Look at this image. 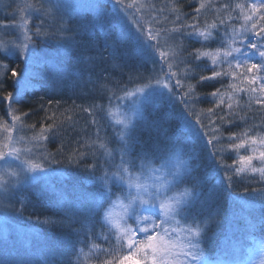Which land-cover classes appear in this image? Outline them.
Returning a JSON list of instances; mask_svg holds the SVG:
<instances>
[{
    "label": "snow or ice",
    "instance_id": "snow-or-ice-1",
    "mask_svg": "<svg viewBox=\"0 0 264 264\" xmlns=\"http://www.w3.org/2000/svg\"><path fill=\"white\" fill-rule=\"evenodd\" d=\"M105 8L106 5L99 0L74 4L65 3L64 0H41L38 4L25 3L17 9L19 23H0V32L14 37L0 39V98L7 103L11 120V123L0 121L4 136L0 140V210L5 216V245L8 233L13 230L8 225L6 211L12 205L5 201L11 200L16 191L15 186L43 181L47 188L42 195L50 203L55 199H63V193L58 192L52 181V175L57 170L51 167L61 161L47 151L45 144L50 136L59 132V122L48 117L53 119V123L42 124L37 129L35 124L25 122L28 113L16 105L34 86L33 77L38 74L35 68L51 66L58 73L62 72L60 65L63 58L72 53L79 43L76 39L78 31L98 29L106 37L109 36V21L102 14ZM113 9L111 24L119 30L120 40L134 41L144 62L151 63L152 68L146 74L139 69L130 74L129 84L132 87L127 84L120 87L117 84L115 89L109 90L111 95L108 96V103L115 104L116 108L109 115L121 126L118 132L119 164L114 162L115 156L107 143L101 140L99 128L95 141H84L82 147L89 151L77 147L65 156L69 164L79 166L89 155L95 158L98 150L95 145L98 144L99 149L103 150L112 163L105 160L110 171H105L103 176L97 178L99 197L92 194L81 195L77 200H64V217L60 220L47 219L44 223L71 227L79 222L81 227L76 232L87 239L94 237L92 229L103 211V219L116 235L120 249H126L127 252L120 254L92 243V249L110 257L101 264H210L205 259L200 241L206 235L208 225L218 222L219 212L209 213L202 222H198L196 216H192L189 221L187 213L198 206H208L213 196L205 195L204 179L194 174V165L200 157L188 151L187 142L203 140L211 146L210 155L214 161L220 157L217 162L224 170L223 175L229 187L235 175L251 173L264 181V132H257V126L251 125L242 131L230 132L225 137V126L235 124L237 119L245 120L234 108V105L239 106L236 94L247 93L249 108L255 103L264 109V0L235 4L226 2L218 8L214 0H193L192 14L182 10L181 0H167L160 8L149 0H113ZM212 9H215L214 19L209 23L208 13ZM85 12L97 14L91 28L87 24H81L78 28L69 26V20L74 15ZM232 13L236 14L235 17ZM146 14L152 16L150 21L145 20ZM33 15L39 18V24L34 26L30 24ZM233 18L243 21L239 29L227 24ZM229 26L232 27L231 33L227 31ZM221 27L225 28L227 47H224L221 39V48L206 50L214 38V32L218 34ZM192 39L198 41L201 47L190 50L185 42ZM48 41L58 43L64 57L50 59L46 52L37 47ZM110 55L115 58L114 54ZM10 58L22 59L24 68L17 71L10 67L4 62ZM200 64H204V68L197 71ZM205 70L211 74H204ZM83 71L87 69L81 71V78ZM9 74L15 78L16 85L25 79L28 87L23 91L17 87L14 92L7 91L4 81ZM224 77H231L232 83L223 91L217 88L208 93L213 106L198 114L195 108L199 103L197 87ZM165 100L172 105L179 103L183 106L186 132L182 138L178 130L173 139H167L165 132V145L161 147L155 144L149 151L135 133L141 123L145 129H163V122L150 121L143 109ZM97 107L93 104L82 108V111L93 117L91 123L94 125L98 124L94 111ZM189 117H194L195 122ZM25 128L33 131L31 137L25 139V136L18 135L13 138L14 130L21 132ZM138 146L140 150L137 152ZM249 146L251 153L239 156L236 162L239 167L224 162L222 153L228 150L238 153ZM58 152L65 155L63 145ZM185 156L191 160L185 159ZM254 160L258 163L254 164ZM155 162H158V167ZM90 170L94 175L96 164H92ZM142 176H147L152 182L142 181ZM189 183L191 187L185 186ZM117 184L121 187L117 188ZM114 196L121 209L119 214L105 210V205L111 204ZM259 198L264 199V189L259 190ZM250 227L264 239V208L261 210L259 227L256 224ZM24 235L27 240V234ZM28 243L31 244V241ZM50 251L45 244L35 252L17 253L15 257H10L5 247L0 264H53ZM59 255L62 264H91L90 254L85 253L83 248L79 253L74 248L66 249Z\"/></svg>",
    "mask_w": 264,
    "mask_h": 264
},
{
    "label": "trees",
    "instance_id": "trees-1",
    "mask_svg": "<svg viewBox=\"0 0 264 264\" xmlns=\"http://www.w3.org/2000/svg\"><path fill=\"white\" fill-rule=\"evenodd\" d=\"M166 2L167 0H158L155 4L160 8ZM226 2L235 4L236 0H214L217 8L220 4ZM181 3L182 10L192 14L193 0H181ZM214 13L215 9L208 13L209 23L214 19ZM235 15V13H232L233 17ZM240 22V20L233 18L227 21V24L235 25L237 28ZM71 23H69V26ZM30 24L32 26L39 24V18L35 15L31 16ZM168 26L171 27V25ZM227 31L231 33L232 27H227ZM224 32V27L219 29L218 34L214 32V38L209 42V48L206 50L221 48V39H223L224 47L226 48L227 37H225ZM76 35L79 43L67 57H64L63 51L59 49V45L55 41L38 44L37 47L47 51H51L54 47L57 48L59 55L55 54L54 57L56 59L64 57L61 66L68 70L69 73H72V71L77 72L76 75L79 79L60 86L50 82L40 87H33L25 93L21 103L16 105L17 108L28 113V116L25 117L27 124H35L36 127L42 123L46 125L52 124L53 119L48 117H53L59 122L60 130L57 135L50 136L46 143V148L48 152L55 154L56 158L61 161V163L53 164L52 166L53 169L57 170L52 177V181L56 185L58 192L63 193V199H55L50 203L42 195L46 189L45 187H47V184L43 186L42 182L35 188L21 190L18 193L19 196L16 201L18 208L13 213V220L15 223L30 228L36 233L38 241L34 243L37 248H41L45 244L49 246L51 249L49 256L53 257V264H62L59 253L71 248H74L76 253H79L80 249L83 248L85 253L90 254L91 264H101L103 260L110 257L105 256L103 252L97 249H92V243L100 245L103 249L111 248L120 254H126L127 252L126 249H120L116 235L110 231V225L103 219V211L100 213L99 221L95 223L92 229L95 233L94 237L87 239L84 235H78L76 232L81 227L79 222L71 227H61L44 223V221L47 219L60 220L64 217L62 211L64 200H77L81 195L91 196L92 194H95L97 198L99 197L97 178L103 176L105 171H110L108 165L105 164V160H109V163H112L103 150L99 149L98 144L95 145L94 147L98 149L95 152V158L89 155L79 166L69 164L65 156L70 155L72 149L77 147H80L82 151H89V149L82 147L84 141H95L96 131L99 128L101 140L107 143L108 148L112 150L115 156L114 162L119 164L120 141L116 138L115 130L108 124L104 108V106L109 104L107 102L110 95L109 90L115 89L117 84L120 87L128 84L129 75L137 69L146 74L152 68V64L145 63L144 60L141 62L135 50L136 46H133L131 41L118 43L115 52H113L111 47L96 34H90L89 36L84 31L81 34L78 31ZM185 43L190 50L201 47V44L195 39ZM110 53L114 54L115 58ZM4 62L17 71L23 69L22 59L10 58ZM201 68H204V64H200L197 71H200ZM84 69H87V71H83L81 78L80 73ZM204 74L210 75L211 73L205 70ZM4 83L7 91L14 92L16 90L15 78H11L10 74ZM192 83L195 84V80ZM230 83H232L231 77H224L204 82L206 86H198L199 103L195 106L196 112L199 114L213 106L212 97L208 93L215 91L217 88L223 91ZM240 86L244 87L243 85ZM228 91L231 90L228 89ZM236 96L239 100V106L234 105V108H236L238 115L245 117V120L237 119L235 124L225 126V137L230 132H239L251 125L257 126L255 129L257 132H264V123H262L264 121V109L255 103L249 108L247 93H238ZM50 101L51 104H49ZM93 104L98 106L94 110L95 119L98 121V124L95 125L91 123L93 117L82 111V108ZM182 108L181 104L172 105L166 100L157 108H150V106L146 108L145 114L147 116L145 117L150 121L163 122L164 125L163 129L159 131L145 129L142 123L137 128L135 135L147 150L150 151L155 144H160L163 147L167 142L165 132L167 139H173L179 130V134L183 138L186 129ZM0 115L3 118L8 116L7 103L2 98H0ZM189 119L193 123L195 122L194 117H189ZM25 129L28 132V129ZM62 145L65 155H61L58 152ZM187 149L200 157L196 161L193 171L195 175L204 179L205 195L213 196L208 206L203 208L198 206L187 213L189 221L192 216H196L197 221L202 222L207 219L209 213L219 212L218 222L208 225L206 235L201 240L204 250L212 259L221 258L233 262L250 259L253 251L259 249L260 242L263 240L259 236L258 231L253 230L250 225L256 224L259 227L261 210L264 208V199L259 198V190L264 189V181H260L258 176L251 173L235 175L229 187L228 181L223 175L224 170L217 162L220 157H217L215 161L213 160L210 155V145H206L203 140H192L187 142ZM139 150L138 146L137 152ZM250 153L251 146L247 149H241L238 153L228 150L221 155L225 163L239 167L240 165L236 163L239 156ZM184 158L191 160L189 156ZM253 163L257 164L258 162L254 160ZM92 164H96L94 175L90 170ZM155 166H159L158 162H155ZM228 171L231 174V169ZM185 186L191 187V183ZM119 187L121 185L117 184V188ZM115 199V196L112 197V201ZM107 206L108 204L105 205V210ZM101 225L104 226L101 227ZM201 226H203L202 223Z\"/></svg>",
    "mask_w": 264,
    "mask_h": 264
},
{
    "label": "rangeland",
    "instance_id": "rangeland-1",
    "mask_svg": "<svg viewBox=\"0 0 264 264\" xmlns=\"http://www.w3.org/2000/svg\"><path fill=\"white\" fill-rule=\"evenodd\" d=\"M157 1L158 0H149L150 3L153 2L154 4ZM39 2H41V0H0V23H19L20 22L19 13H18L17 9L19 7H23L25 3H37L38 4ZM64 2L68 3V4H74V3H84V2H87V0H64ZM99 2L106 5V8L102 12V14L106 15L108 18V21H109L108 26H107V31L109 32V36L106 37L105 33L98 30V29H93L91 32H85V33L89 36H90V34H96L97 36H100L108 44V46L111 47L112 51L115 52L116 46L118 45V43H122V41L120 40V37H119V30L117 28L113 27L111 24V20L113 19V16H114L113 0H99ZM238 2L253 3V2H257V0H236V3H238ZM152 15H155V13H152ZM144 18H145V20L150 21L152 16L146 14ZM96 19H97V14L95 12H85L83 14L74 15L69 20V23L72 22L70 27H73V28H75V27L78 28L79 25H81V24H87L89 26V28H91L92 24L95 23ZM240 21H241L240 22V24H241L243 21L242 20H240ZM52 23H54V22H52ZM240 24L237 27V29H239ZM81 33H83V31H79V34H81ZM77 37L78 36L76 35V38ZM12 38H14V37L11 35L5 34L4 32H0V39L8 40V39H12ZM131 42H132L133 46H136L135 50H136V52H137V54L140 57L141 62H142L144 60V58H143V55L138 50V45L134 41H131ZM59 49L61 51H63V49L60 45H59ZM42 50L48 54L50 59H53V60L56 59V57H54L55 54L59 55L58 49L55 47L51 51H47L45 49H42ZM127 55H128V53H127ZM226 67L227 66L225 65V68ZM23 68H24V64H23ZM60 68L62 69V72H59V73L57 72V70L55 68H53L51 66H42V67L35 68L34 71L38 74L33 77V85H34L33 87H40L41 85L49 84L50 82L52 84L60 86V85H64L65 83H69L70 81H73L75 79H79V78H77V75H76L77 72L72 71V73H69V71L64 69V67L61 65H60ZM127 85L129 87L133 86L129 83ZM243 86H245V85H243ZM26 87H28V85H27V81L25 79H22L20 84L17 85V88L19 91H23ZM108 94H109V92H108ZM119 94L123 95L122 92H120ZM110 95H111V92H110ZM63 102H65V101H63ZM160 105H162V103L158 101L156 104L145 106L143 109L144 115L147 116L145 114V112H146V110H147L146 108L148 106H150V108H157ZM104 108L106 110V118L108 119V124L115 130V132L117 134L116 138L119 139L118 132H119V129L121 126L117 125L115 122V119H113V117L111 115H109L110 111L111 112L116 111L115 104H111V105L107 104V106H104ZM1 117L2 116L0 115V121H7L8 123H11L9 115L6 118H3V117L1 118ZM42 124L46 125L44 123H42ZM40 126H38L36 128L39 129ZM18 135H23V136H25V139H27L33 135V131L28 129V132H27L26 129H24L21 132H17L14 130L13 131V138L14 139L17 138ZM3 138H4V136H3V132H2V126H0V140H3ZM119 141H120V139H119ZM47 142H45V144ZM55 174H56V172L53 173L52 177ZM141 179H142V181H147L148 183L152 182V179L148 178L147 176H142ZM41 182L43 183L42 184L43 186H46V183H44L43 181L37 182L36 184H23V185L15 186L16 191H15L14 195L12 196L11 200L5 201V203H10L12 205L11 207L6 209L8 225L11 229H13L12 231H10L8 233L7 245H5V238H4L5 216L3 214V210H0V258H3V256H4L5 247H7V252H8L10 257H15L17 255V253L35 252L37 250L36 246L35 247L32 246V245H35L34 242L38 241L36 233L30 228H27V227H24V226H21V225L15 223L13 220V213H15L16 209L18 208V206L16 204V201L18 200V196H19L18 193L24 189L35 188ZM45 188H47V187H45ZM106 211H112L114 214H119L121 209L119 208V205H118L116 199L113 200L111 204H108ZM24 234H27V240L25 239ZM28 241H31V244L28 243ZM200 243H201V241H200ZM31 247H33V248L30 251ZM201 248L203 250L205 259H207L210 262V264H261V262L264 261V239L260 242L259 249L253 251L252 257L250 259L244 260V261L243 260H237L236 262H233V261L228 260V259H221V258L220 259H212L207 255L206 251L204 250V248L202 246V243H201Z\"/></svg>",
    "mask_w": 264,
    "mask_h": 264
}]
</instances>
